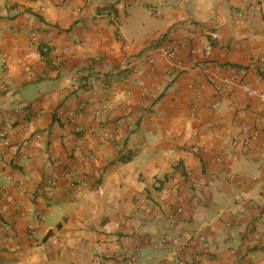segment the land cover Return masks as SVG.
Returning <instances> with one entry per match:
<instances>
[{
	"label": "crops",
	"instance_id": "obj_1",
	"mask_svg": "<svg viewBox=\"0 0 264 264\" xmlns=\"http://www.w3.org/2000/svg\"><path fill=\"white\" fill-rule=\"evenodd\" d=\"M241 83L264 93V0H0V264H264Z\"/></svg>",
	"mask_w": 264,
	"mask_h": 264
},
{
	"label": "built area",
	"instance_id": "obj_2",
	"mask_svg": "<svg viewBox=\"0 0 264 264\" xmlns=\"http://www.w3.org/2000/svg\"><path fill=\"white\" fill-rule=\"evenodd\" d=\"M30 39L33 42H37L38 41V35L36 32L31 33L30 35ZM181 45V41L179 39H173L171 42H169L166 45L161 46V48L159 49L160 51V55L163 56L164 58L170 59L173 58L178 50L179 47ZM50 50V47L46 44H43L41 47V51L42 52H48ZM150 61L152 62L153 60L150 59ZM73 83L76 86H82V82L79 79L78 76L73 78ZM91 83H94V81L92 80ZM241 89L248 94L249 96L252 97H257L259 98L262 102H264V93L260 90H258L257 88H254L252 86H250L247 83H241L240 84ZM109 109L108 105H104L100 110H97L94 112L95 116H98L101 112L106 111ZM81 117V113L78 111H74L68 114V118L73 122L74 120H77L78 118ZM77 131H81V127L77 126L76 127ZM104 136L106 138H111L112 135L109 134L108 132L104 133ZM62 176L67 180V183L69 185L70 188L75 189V188H79L81 186H87L89 184L88 179L84 176V174L79 171V170H63L62 172ZM49 185L53 184V180L52 178H48L47 180ZM156 185L159 186L158 182H155ZM36 219L38 221V223L36 224V227H39V225L43 222H45L46 217L43 214H38L36 216ZM199 239H204V237L202 236H198ZM134 259V258H133Z\"/></svg>",
	"mask_w": 264,
	"mask_h": 264
},
{
	"label": "trees",
	"instance_id": "obj_3",
	"mask_svg": "<svg viewBox=\"0 0 264 264\" xmlns=\"http://www.w3.org/2000/svg\"><path fill=\"white\" fill-rule=\"evenodd\" d=\"M42 47V46H41ZM50 50L48 52H42L44 55L49 54ZM81 82L83 83L82 86H86L88 84L89 76H78Z\"/></svg>",
	"mask_w": 264,
	"mask_h": 264
}]
</instances>
